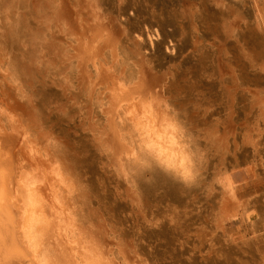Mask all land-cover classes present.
Segmentation results:
<instances>
[{"label": "bare ground", "instance_id": "bare-ground-1", "mask_svg": "<svg viewBox=\"0 0 264 264\" xmlns=\"http://www.w3.org/2000/svg\"><path fill=\"white\" fill-rule=\"evenodd\" d=\"M191 5L187 32L172 15L201 76L215 70L226 119L212 125L187 102L195 75L155 61L138 33H114L96 0H0V264H162L144 229L163 223L162 239L211 264H264V197H241L234 172H264V0ZM47 86L56 95L42 98ZM62 117L90 135L92 166ZM137 141L173 156L191 147L194 181L133 165ZM230 142L253 159H223ZM148 191L159 192L152 213ZM238 217L251 237L232 228Z\"/></svg>", "mask_w": 264, "mask_h": 264}, {"label": "rangeland", "instance_id": "rangeland-1", "mask_svg": "<svg viewBox=\"0 0 264 264\" xmlns=\"http://www.w3.org/2000/svg\"><path fill=\"white\" fill-rule=\"evenodd\" d=\"M202 1L203 0H96L100 14L103 15L107 27L114 33H120L122 29H125L128 32H136V34L138 33L141 38V44L146 53L151 57L155 56V61H162L169 67L174 66L180 74L195 75L197 79L196 85L199 86L200 91L188 96L187 102L190 103L189 106L195 108V110L200 113L201 117L206 119V123L209 122L210 125H212V123L215 122L213 119H226L225 105H222L223 102L221 101V91L213 77L215 70L210 64L207 66L208 74H206V76H201L202 67L200 65L199 57L189 41L190 34L187 33L186 37L181 35L176 17L172 15L175 12L177 15L184 17L189 7L192 6V3L193 5L195 4L198 6ZM186 19L184 17V22L186 24L185 32L191 28L188 22L189 19ZM216 32L218 33L217 36L219 39L221 38V43L225 42V35L218 31ZM204 33L207 36H212L213 32L210 34L205 31ZM230 42H228L227 45L232 47L233 41ZM172 44L174 47L171 48V50L168 49V46H171ZM40 95L42 98L46 96L53 97V95H56V89L54 87L49 88V86L41 88ZM37 102L40 103V100ZM245 112L242 103V105L238 106V114L243 116L248 113ZM60 121H62L63 125L68 130V132H66L68 135L67 139L71 136L69 140L71 142L74 141L78 146L87 145V143L90 144L89 147L91 148H87L86 150L82 149V151L84 154L83 156L87 154L85 156V165H87V167L92 166L91 163H89V159H91L94 154V156H96V149L90 141H87L90 140V135L88 134L87 138H84V136H82L83 134L77 131L76 126L73 125L71 128H68V122H64L66 121L65 117H62ZM73 135L74 137L72 138ZM229 144L230 146L228 150L225 151L223 159L233 160L234 156H236L239 160L237 162L239 165H243L245 162L253 159L251 153H247L245 150L246 147L242 148L241 145L238 148H234L231 142ZM86 151L88 152L86 153ZM215 154L212 159L217 162L221 155L217 154L215 156ZM234 172L238 175V179L240 178L241 180L243 178L238 183V193L241 197L252 194L256 195V193H258L257 196L264 197V172L260 173L259 176H256L250 170L248 164H245L243 167L235 168ZM148 192L149 193L145 195V201L146 205H149L147 208L148 213H152L154 209L153 207L158 202L159 192H156V194H151L150 191ZM116 202H118L117 204L120 206V210L125 211L129 209V206L123 205L124 203L122 201ZM247 227L248 224L246 222L242 223L239 220V217L235 219V223L232 226L233 229H238L244 237L247 235L246 238L251 237L249 234L250 230H247ZM144 230V235L150 239L155 256L157 258L162 256V264H211L210 262L205 261L200 254L195 252L194 254L196 255H190L188 254L189 250L187 248L180 249L178 245H176L177 247H173L168 244L165 239H162V232L168 235L172 233L171 227L168 224L163 223L159 228L150 226ZM259 236L258 242L262 245L264 244V232Z\"/></svg>", "mask_w": 264, "mask_h": 264}, {"label": "clouds", "instance_id": "clouds-1", "mask_svg": "<svg viewBox=\"0 0 264 264\" xmlns=\"http://www.w3.org/2000/svg\"><path fill=\"white\" fill-rule=\"evenodd\" d=\"M176 151L181 152L179 148ZM130 162L145 168L155 166L184 183L194 181L197 175L198 157L191 147H185L181 154L173 156L169 152H157L152 144L145 146L144 142L137 141L133 145ZM41 264H47V261L42 260Z\"/></svg>", "mask_w": 264, "mask_h": 264}]
</instances>
